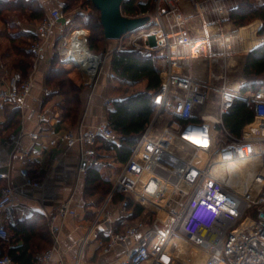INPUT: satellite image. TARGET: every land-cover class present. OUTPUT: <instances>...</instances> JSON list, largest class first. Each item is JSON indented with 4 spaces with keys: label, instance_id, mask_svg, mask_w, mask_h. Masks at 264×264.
Returning a JSON list of instances; mask_svg holds the SVG:
<instances>
[{
    "label": "built area",
    "instance_id": "1",
    "mask_svg": "<svg viewBox=\"0 0 264 264\" xmlns=\"http://www.w3.org/2000/svg\"><path fill=\"white\" fill-rule=\"evenodd\" d=\"M169 9L162 15L153 18L150 14L139 12V16H149L148 24L155 21L160 34V42L145 47V54L159 52L155 62L160 70L161 82L155 96L154 113L140 135L132 152L123 167L111 179L109 193L103 198L95 211L90 227L78 241L79 258L84 245L93 231L104 225L109 240L105 249L109 250L116 243L126 246L122 264H170L162 259L166 237L183 234L186 240L200 250L206 252L204 264H264V135H245V127L240 136L231 133L224 125L223 116L233 106L236 99L247 101L254 113L253 125L257 120L264 121V83L256 89L242 91L241 84L226 83V73H210L201 77L189 71L190 62L199 56H207L215 45L223 52L235 50L239 43L243 45L239 27L232 35L210 32L208 36L196 39L191 34L190 25L181 13L175 0H166ZM260 4L263 2L260 1ZM64 0H55V7L36 23L34 33L37 36L30 47L32 63L27 75L19 70L13 71L6 79V85L0 87V110L5 104L23 106L31 93L33 81L38 67L48 60V50L57 52L60 62L74 64L81 73V79L89 90L88 97L94 92L102 76L113 80L115 74L105 67L113 50L92 52L88 47V32L83 27L68 25L64 8ZM238 6H226L224 3L218 13H229ZM158 11V8H157ZM252 32L258 34L261 21L257 20ZM145 25V26H146ZM252 25V24H251ZM223 37V38H222ZM123 38V37H122ZM258 43L250 46L247 51L264 42V36H257ZM236 39V40H235ZM233 40L231 47L226 42ZM200 41V43H199ZM199 43V44H198ZM121 48H118V50ZM123 50V48L121 49ZM195 53V56L192 54ZM215 61L217 57L208 55ZM228 63V62H227ZM231 65V64H230ZM225 65L224 67H226ZM223 67V70L225 69ZM45 94L50 89L44 90ZM113 99L105 97L103 104L112 105ZM171 115L163 127L153 132L155 124L162 115ZM47 110L38 114L39 121H45ZM160 130V131H159ZM197 133L207 139V145H201L191 139L189 134ZM26 135L23 128L8 135L9 140L20 144ZM37 132L28 136L38 138ZM102 140L117 143L119 136L110 124L107 115L91 127L55 132L48 141L50 145L78 146V180L86 175L89 166L102 163ZM199 143L194 145L192 142ZM191 146L198 150L194 156H185L173 150L176 144ZM229 146L231 152L241 158L260 156L262 165L255 170L250 182L240 184L233 178L217 177L213 173L215 155L219 150ZM203 152L202 155L199 152ZM165 155L166 160L163 159ZM202 157H200V156ZM199 156V157H198ZM175 161L182 165L177 168ZM156 173L171 186L170 194L163 202L167 214L166 220H147L140 216L133 224L116 230L115 224L121 216L133 213L129 208V198L139 201L137 191L142 175ZM161 173V174H160ZM20 174L29 185L38 186L28 176L27 169L21 168ZM0 178L7 174L0 172ZM185 183L186 186H174V183ZM171 183V184H170ZM15 187L11 184L0 186V264H19L4 252L2 244L10 239L9 225L16 220V211L12 202ZM123 194L119 201L121 214L117 220L113 217V196ZM72 198L65 200L50 215L49 229L52 245L44 251L37 252L34 264H47L52 260L53 253L59 242L60 225L54 223L59 217L75 215ZM150 222V223H149ZM59 264H66L59 260Z\"/></svg>",
    "mask_w": 264,
    "mask_h": 264
},
{
    "label": "trees",
    "instance_id": "2",
    "mask_svg": "<svg viewBox=\"0 0 264 264\" xmlns=\"http://www.w3.org/2000/svg\"><path fill=\"white\" fill-rule=\"evenodd\" d=\"M152 0L142 3L139 0H125L121 6L124 15L134 16L138 12H146ZM65 13L69 16L68 25L83 27L88 32V47L92 52H102L107 39L104 37L103 26L100 20V11L92 0H65ZM79 5V10L70 14L73 8ZM46 13L39 0H0V35L8 38L13 53L19 58L18 67L23 76L27 75L32 63L30 45L36 41L34 31H24L18 25L23 18L27 22L39 21ZM17 16L16 21L13 17ZM230 19L236 26H243L259 19L261 26L258 34L264 36V3L257 0H238V6L230 10ZM12 29V31H11ZM109 70L115 74L113 80L123 83V86L132 88V91L123 96H112V105L106 108L107 118L119 136L117 143L102 140V146L113 152L114 160L123 164L129 158L132 149L140 135L146 128L155 109V96L158 93L161 75L155 58L142 50H114L109 59ZM48 69L45 76L47 86L57 87L62 95L58 102L60 122H67L74 126L82 111L81 94L86 89L82 82L78 68L72 63H62L57 52L48 58ZM244 82L242 91L256 89L264 83V42L255 46L246 56L242 68ZM139 85V87H138ZM142 86V87H141ZM19 108L11 110L6 126L10 127L18 122ZM254 121V113L247 101L236 99L233 106L223 116L225 127L234 135L240 136L245 126ZM111 188V181L104 174L100 165L89 166L83 181V194L86 197L103 199ZM124 198L123 194H115V202ZM134 205V216L141 214L143 208L137 203ZM32 218L16 219L10 225L13 233L10 242L2 244V249L19 264H34L36 252L51 246L52 239L45 227L35 228L28 220ZM35 235L38 241H33ZM22 240V244L16 242ZM15 244V245H14Z\"/></svg>",
    "mask_w": 264,
    "mask_h": 264
},
{
    "label": "crops",
    "instance_id": "3",
    "mask_svg": "<svg viewBox=\"0 0 264 264\" xmlns=\"http://www.w3.org/2000/svg\"><path fill=\"white\" fill-rule=\"evenodd\" d=\"M39 1L46 13L55 7V0ZM34 26V24L28 26L27 31H34ZM51 54L50 48L48 55ZM47 64L48 60L39 65L31 93L23 106L5 104L4 108L0 110V172L7 174V178H0V186L11 184L15 187L12 202L16 211V219H27L37 215L35 220L28 221L35 228L45 227L51 239L50 215L55 213L60 204L71 197V205L75 210V215H67L64 219L59 217L54 219V223L61 226L59 242L52 260L47 264H59L60 259L66 264H78V241L87 228L90 227L95 217V211L103 199L97 200L83 194L84 176L80 177L79 180L77 176L78 146H53L48 141L52 136V131L63 132L69 129L77 131L78 129L94 126L104 119L107 107L104 106L103 99L107 97L106 84L108 79L102 76L90 97H88L89 90L87 88L84 90L82 96L85 106L77 123L71 126L67 122H60V113L57 107L59 95H49L44 92L48 87L45 84ZM17 67L18 57L11 50L8 38L0 35V87L6 85V79L13 71L17 70ZM108 70L109 66L107 65L105 71ZM13 108H19L20 115L18 122L8 127L6 123ZM41 110H47L45 121L38 120V114ZM246 127H249V132H256V135L262 134L256 128V131H254L253 125ZM20 128L24 129L26 135L21 138L20 144L16 146L15 143L9 140L8 135ZM31 132H37L39 134L38 138H30L28 134ZM109 156L115 161L113 152ZM24 167L27 169L28 176L32 181L37 182L38 186L26 183L25 178L20 174V169ZM101 169L103 171L102 167ZM108 169H111V167L108 166ZM114 175V173L109 175L110 181ZM111 209L113 217L117 220V217L121 214L119 201H114ZM141 215L134 216L131 213L126 217L121 216L115 224V229L120 230L133 224ZM104 227L102 224L98 230L92 232L90 239L82 249L79 264H122L125 258L126 246L116 243L112 248L106 250L105 246L109 237ZM10 234L11 237L13 234L11 230ZM179 236L185 238L183 234H179ZM38 240L39 236L35 235L33 241ZM20 244H22V240L16 242V245ZM48 248L40 249L37 252ZM175 251H177V259L174 256ZM202 251L200 250V252ZM197 254L190 244L189 246H178L175 250H172V255L168 253L165 256L166 258L162 254V259L170 264H198Z\"/></svg>",
    "mask_w": 264,
    "mask_h": 264
},
{
    "label": "rangeland",
    "instance_id": "4",
    "mask_svg": "<svg viewBox=\"0 0 264 264\" xmlns=\"http://www.w3.org/2000/svg\"><path fill=\"white\" fill-rule=\"evenodd\" d=\"M65 1V0H64ZM142 3H146L148 0H139ZM177 5L179 6L181 13L184 15L185 19H187L188 24L190 25L191 28V34L193 37L196 39H201L205 38L206 36L209 35V32H206V27H211L212 31L215 33H223L225 37H228L232 35L239 27H244V26H249L252 23L256 22L259 19H256L254 21H251L247 23L246 25L243 26H236L232 20L230 19V11L229 13H218L222 9H225L224 7H221V5L224 3L227 7L232 6L233 4L237 3L238 0H175ZM258 2L262 1L264 3V0H257ZM158 8V11H157ZM169 9V5L166 0H152L150 3V8L147 10L145 13L150 14L153 18L157 17L159 15L164 14L167 10ZM79 10V5H76L73 10L70 11V14H73L74 12ZM139 13V12H138ZM66 14V13H65ZM134 16H139V14H136ZM142 16V15H141ZM18 19L17 16L13 17V20L16 21ZM69 16L66 14V21H68ZM17 22V21H16ZM37 21L33 22H27L23 18L21 21H18V25L20 28L24 31H27V27L31 26L34 24L36 26ZM34 26V30H35ZM229 26V27H228ZM231 26V27H230ZM1 27V25H0ZM30 28V27H29ZM12 31V29H11ZM255 35V34H254ZM257 36H263L260 34H256ZM152 38H156L155 40H152ZM223 38V37H222ZM236 40V39H235ZM245 41V40H244ZM160 42V34L155 27V21L153 20L152 23L139 28L138 30L126 34L123 38L120 39H107L105 42L104 50H118V48H123V50H142L145 51V47H151L154 44H158ZM234 41L228 40L226 43L229 44L231 47L235 45L233 43ZM234 44V45H233ZM250 47V46H249ZM244 45L241 46L236 45L235 50H230L223 52L221 49L220 51L215 48V45L212 46V49L210 52L214 53H209L207 51V56H199L198 58L193 59L190 62L189 66V71L200 75L201 77H207L210 75V73H220L222 71H225L226 73V83L231 84V85H236V84H241L244 82V78L242 75V68L243 64L245 61V56L249 52L247 49L249 48ZM119 49V50H121ZM12 50V48H11ZM55 52V51H53ZM145 53V52H144ZM159 55V52H153L151 56L156 58V56ZM208 55H212L213 57H217L215 61L210 59ZM19 59V58H18ZM235 60V62H234ZM228 62V63H227ZM231 64V65H230ZM227 65L226 67H224ZM48 66V64H47ZM223 67L225 68L223 70ZM46 69V73H47ZM81 75V73H80ZM139 87V85H138ZM142 87V86H141ZM140 88V87H139ZM47 89H50L49 95L52 94H57L59 95L58 101H57V107H58V102L62 100V95L59 94L56 90H58L57 87L54 86H48ZM106 89H107V96L114 97V96H123L129 92L132 91V88L125 87L123 86V83L117 82L115 80H108L106 84ZM86 90V89H85ZM84 92V91H83ZM81 100H82V110L84 105L83 101V96L81 94ZM58 111L60 113V109L58 107ZM171 115L164 113L162 117L159 118L157 123L155 124V127L153 132H158L156 129H160L165 125L167 121H171ZM252 126V125H250ZM254 131L259 130L262 134L261 135H256V132H249L248 129L249 127L245 128V135L247 137L249 136H263L264 135V121L263 120H257L253 124ZM256 128V129H255ZM159 130V131H160ZM180 145L182 144H176L172 149L175 150L176 152L183 154L185 156H194L195 154L198 153V150L188 146L184 145V147H181ZM101 153L104 155L102 159V163L100 167L103 168V172L106 176L109 177L110 174L114 173L116 174L121 170L123 167V164H120L118 162L113 161V159L109 156L112 152L107 149L105 146H102L101 148ZM258 158L256 161H254L253 164L258 165L257 168H259L262 165V159ZM108 166L111 167V169H108ZM107 167V168H106ZM113 169V170H112ZM154 174V173H153ZM161 174V173H160ZM158 175V174H157ZM156 175V176H157ZM143 176H145L143 180ZM141 177L140 183L138 184V187H143L145 179H152L151 174H145ZM159 176V175H158ZM163 176V174H161ZM164 177V176H163ZM165 192L163 193L164 199L167 198V196L170 194L171 186L167 183L165 186ZM108 194V193H107ZM106 194V195H107ZM140 197V196H139ZM94 198H98L97 196ZM133 203H137L140 206H142L143 210L141 212V216H144L147 218V220H154L155 218L157 220H166L167 219V214L163 208V202L165 200L159 201L155 200V205L160 204V208H157L154 205H147V202L144 201H139L137 198L132 197ZM144 202V203H143ZM129 208L135 209L133 204L129 205ZM161 209V210H160Z\"/></svg>",
    "mask_w": 264,
    "mask_h": 264
},
{
    "label": "bare ground",
    "instance_id": "5",
    "mask_svg": "<svg viewBox=\"0 0 264 264\" xmlns=\"http://www.w3.org/2000/svg\"><path fill=\"white\" fill-rule=\"evenodd\" d=\"M255 25H256V23H252V25L244 26L240 29L239 35L242 38L243 42H245V46H247V47L255 45L256 43H258V38L254 35V32H252ZM211 31H212L211 27H206V32L210 33ZM155 39L156 38H152V40H155ZM199 43H200V41H199ZM243 45H244V43H243ZM195 55H196L195 53L192 54V56H195ZM234 62H235V60H234ZM193 140H195V139H193ZM195 141L198 142L197 140H195ZM190 142H192L194 145L199 144V143H195L193 141H190ZM199 153L202 155L203 152L200 151ZM200 157H202V156H200ZM170 158L172 159L171 163L175 162L176 163L175 166L177 168H182V165L179 164V162L175 161V159H173L172 157H170ZM258 158H260V156H256L254 158H252V157H245V158L237 157L231 152V149L229 146H227V147L225 146L224 148L219 150V152H217V154L215 155V159H214L215 163H214L213 173L217 177L224 176L227 178L229 177V178H233V179L237 180L239 183L238 184L239 188H240V184H242L243 182H245V181L250 182V180L252 178L251 176L255 173V170L258 167V165L253 164V163ZM163 159L166 160L165 155H163ZM156 175H157L156 173H154V174L151 173L150 178H152V179H145L143 187H141V186L137 187V191H139L138 194H140V199L142 201L147 202V205H154L157 209V208H160V204L157 203V205H155V200H159L162 202H163V200H165L163 193L165 192V189H166L165 186L167 185V181H165L161 176H158V175L156 176ZM142 178L144 180L145 176H143ZM176 185L182 186V187L186 186V184L182 183V182H180L179 184L174 183V186H176ZM184 245H186V246L190 245V243L185 238H183L179 235H174V236L168 235L166 237V242H165L164 250L162 253V254H164V258H166L165 256L168 253H171V255H172V250H175V248H177L178 246H184ZM192 247L194 249V252L198 253L197 254L198 255V257H197L198 264H204L206 257H207L206 252H204V251L200 252V250L197 247H195V246H192ZM178 250H180V249H178ZM181 250H183V249H181ZM177 251H175V253H174V256L176 259L178 258L177 253H176Z\"/></svg>",
    "mask_w": 264,
    "mask_h": 264
},
{
    "label": "water",
    "instance_id": "6",
    "mask_svg": "<svg viewBox=\"0 0 264 264\" xmlns=\"http://www.w3.org/2000/svg\"><path fill=\"white\" fill-rule=\"evenodd\" d=\"M125 0H92L100 11V20L106 39H120L126 34L144 27L149 16H127L121 11Z\"/></svg>",
    "mask_w": 264,
    "mask_h": 264
},
{
    "label": "clouds",
    "instance_id": "7",
    "mask_svg": "<svg viewBox=\"0 0 264 264\" xmlns=\"http://www.w3.org/2000/svg\"><path fill=\"white\" fill-rule=\"evenodd\" d=\"M189 136L191 139H195L201 144L203 143V138L201 137V135L196 134V133H190Z\"/></svg>",
    "mask_w": 264,
    "mask_h": 264
},
{
    "label": "snow or ice",
    "instance_id": "8",
    "mask_svg": "<svg viewBox=\"0 0 264 264\" xmlns=\"http://www.w3.org/2000/svg\"><path fill=\"white\" fill-rule=\"evenodd\" d=\"M201 145L206 146L207 145V140L206 139H203V143Z\"/></svg>",
    "mask_w": 264,
    "mask_h": 264
}]
</instances>
